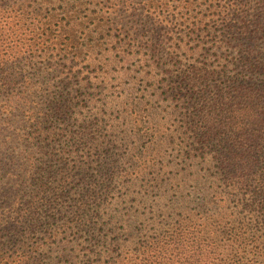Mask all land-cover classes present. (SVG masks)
I'll use <instances>...</instances> for the list:
<instances>
[{
    "label": "trees",
    "instance_id": "obj_1",
    "mask_svg": "<svg viewBox=\"0 0 264 264\" xmlns=\"http://www.w3.org/2000/svg\"><path fill=\"white\" fill-rule=\"evenodd\" d=\"M49 2L0 0V115H9L15 104L28 109L35 104L38 110L30 120L37 129L29 134L31 140L53 113L71 109L72 93H80L89 83L84 78L77 87H57L53 96H44L42 105L30 89L52 77L79 80L84 73L76 69L78 56L97 60L93 53L87 56L90 46L81 49L74 32L62 25L64 16L48 13ZM130 17L136 21L140 14L132 9ZM246 18L240 20L236 36L214 35L220 39L207 52L218 59L216 64L187 69L173 83L178 113L166 133V124L157 121L159 115L153 117L145 110L143 116L131 107L125 111V119L140 134L133 133L134 137L150 140L144 150L141 145L137 156L129 157V166L137 167L133 173L124 167L119 170L121 163L116 166L128 157L117 161L109 151L103 164L94 166L74 157L71 163L64 155L66 146L43 153L46 158L33 164V174L61 175L69 186L57 184L62 188L48 191L52 200L66 201L70 227L82 231L79 264H264V48L251 47L256 41L264 42V25L259 26L254 15L250 21ZM243 44L247 48L242 50ZM223 49L235 52L223 59V52L220 57L217 54ZM88 82L93 85L92 78ZM124 99L112 98L110 102L118 103L111 105L109 97H90L87 102L102 110L113 109ZM175 113L166 117V123ZM85 119L82 137L95 135L94 125L85 124ZM167 149L175 151L181 163L175 165L177 174L171 178L173 196L167 191L166 174L157 170L161 158L150 152L162 154ZM127 186L130 190L123 191ZM155 191L159 194L153 200ZM46 203L32 195L29 205L16 214L2 210L0 264H24L39 254L41 249L27 251L23 246L29 240L25 238L37 233L42 216L36 208ZM117 207L124 208V213ZM167 212L178 217L173 225L157 221L160 213ZM122 231L127 240L122 239Z\"/></svg>",
    "mask_w": 264,
    "mask_h": 264
},
{
    "label": "rangeland",
    "instance_id": "obj_2",
    "mask_svg": "<svg viewBox=\"0 0 264 264\" xmlns=\"http://www.w3.org/2000/svg\"><path fill=\"white\" fill-rule=\"evenodd\" d=\"M132 9L140 14L139 20L131 19ZM48 13L64 16L62 25L74 32L73 37L81 49L90 46L87 56L93 53L92 57L97 60H88L85 54L78 56L75 59L76 69L84 73L79 80L78 77L68 81L47 78L28 91L36 94V100L42 105L44 96H53L55 89H66L69 84L77 87L84 78L89 83L80 93H72L71 109L60 114L53 113L49 122L40 127L41 133L34 135L35 139L31 140L29 135L37 129L30 120L34 110H38L35 104L31 109L15 104L13 109H16L9 115H0V213L3 210L11 212L10 215L16 214L19 208L29 205L32 195H39L47 203L36 208L42 216L37 233L25 238L29 240H25L23 249L29 251L36 247L41 251L32 259H26L24 264L33 260L36 264H79L82 231L70 227L66 201L52 200L48 191L62 188L57 184L69 186L61 175L48 177L33 174V164L38 158H46L43 153L59 152L66 146L67 153L64 155L71 163L74 157L79 162L91 161L94 166L103 164L109 151L117 161L128 157L126 162H116V166L121 163L119 170L124 167L126 172L131 170L133 173L137 167L129 166V157L137 156L141 145L144 150L150 145V140L134 137L133 133L139 132L125 119L128 107L143 116L145 110L153 117L159 115L157 121L166 124L163 128L166 133L167 127L175 123L178 113L173 104L176 93L173 83L184 77L183 71L187 69L211 67L217 63L218 59L211 58L207 52L216 47L220 39H214V35L229 33L236 36L244 16L250 21L254 15L257 24L264 25V0H50ZM227 24L231 26L228 30L224 27ZM244 47L247 48V44H243L242 50ZM251 47L264 48V42L256 41ZM200 49L203 51L194 54ZM233 51L235 49H223L217 54L220 57L223 52V59H226ZM229 71L232 72V69L229 68ZM254 77L257 80L261 78ZM91 78L93 85L88 82ZM51 86L54 88L48 90L47 87ZM90 97H109L107 104L110 105L118 103L110 102L112 98L125 99L113 109L105 107L99 110L87 102ZM173 110L176 113L172 121L166 123V117H171ZM37 116L40 114L37 113ZM84 119L85 124L94 125L95 135L82 137V133H86L81 127ZM150 152L156 155V159L161 158L157 170L166 174L163 178L167 179V191L173 196L175 182H171V178L177 174L175 165L181 166L177 153L170 149L162 154ZM60 164L61 157L56 164L58 169ZM76 187L75 184L72 189ZM124 190L128 192L130 189L127 186ZM158 194V191L151 194L153 200ZM55 208L57 211L52 214L50 211ZM116 209L122 213L125 211L122 207ZM162 216L160 213L156 217L158 223L173 225L178 219L170 212ZM121 233L122 239L127 240L128 235H123V231Z\"/></svg>",
    "mask_w": 264,
    "mask_h": 264
}]
</instances>
